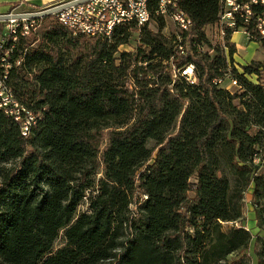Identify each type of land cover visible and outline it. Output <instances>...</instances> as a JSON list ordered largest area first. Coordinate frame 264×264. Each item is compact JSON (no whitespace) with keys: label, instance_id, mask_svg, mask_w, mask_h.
Masks as SVG:
<instances>
[{"label":"trees","instance_id":"obj_1","mask_svg":"<svg viewBox=\"0 0 264 264\" xmlns=\"http://www.w3.org/2000/svg\"><path fill=\"white\" fill-rule=\"evenodd\" d=\"M220 2L179 0L193 23L180 43L159 18L156 32L122 26L110 41L55 22L19 43L7 83L37 123L23 138L0 111V264H247L227 262L253 239L229 223L250 191L264 232V64L229 72L223 54L204 52ZM135 32L139 48L120 51ZM188 64L196 83L173 80ZM227 76L234 92L215 83ZM254 254L264 264L260 236Z\"/></svg>","mask_w":264,"mask_h":264},{"label":"built area","instance_id":"obj_2","mask_svg":"<svg viewBox=\"0 0 264 264\" xmlns=\"http://www.w3.org/2000/svg\"><path fill=\"white\" fill-rule=\"evenodd\" d=\"M76 1L82 2L52 15L73 37L110 41L119 27L133 25L139 30L148 27L151 22L156 23L157 18L174 25L179 43L181 36L191 34L193 30V23L180 9L179 0H162V10H154V0H63L54 5ZM54 5L38 10L13 8L0 14L9 17L0 21V111L20 127L23 138L28 137L29 130L36 125L37 116L18 101L7 82L10 71L20 67L23 61L21 55L12 59L14 52L19 43L35 31L39 19H16L12 16L40 12ZM141 5L150 6V13L141 14ZM259 6H264V0H221L219 20L211 29L217 30L223 41L228 32L238 30L243 32L247 40H252L253 36L264 40V13L259 15L253 11ZM124 48H120V51H126ZM179 50H182V46ZM171 74L173 80L181 78L189 84L196 83L193 64L181 69L172 68ZM215 83L228 92L238 89L236 81L229 76ZM235 224L229 223V226L235 227Z\"/></svg>","mask_w":264,"mask_h":264},{"label":"rangeland","instance_id":"obj_3","mask_svg":"<svg viewBox=\"0 0 264 264\" xmlns=\"http://www.w3.org/2000/svg\"><path fill=\"white\" fill-rule=\"evenodd\" d=\"M49 17L51 18L47 20H45L44 18L39 19L36 24L35 31L32 34H30L29 37L25 39V41L39 40L42 37V34L45 31L49 30V28L51 27V24L57 22L53 16H49ZM164 25L165 27L162 29L160 33L163 37L170 38L173 34L176 35L177 30L170 21H167L166 23H164ZM157 26L158 25L155 22H151L148 25V29H150L152 32H156ZM204 34L206 37V44H204L203 46L204 52L208 54L211 58L215 55L216 52H220L221 54H223L225 58L227 59V63L229 64L228 69H227L229 72L233 68L237 70L238 72H241L240 64L248 63L252 61V59L253 60L261 59L262 56H264V46H262L261 44H256V42L253 40H247L241 30L236 31V33L233 35V42L239 45L240 47L237 51H235L236 54L235 56H232V60H230L228 56L230 47L232 46L230 42H228V40H225V39L224 41L221 40L218 35V31L215 29L205 28ZM137 38L138 36L135 32L132 35L128 43V46H126L127 48L126 47L124 48L126 51H122V52H128V53L132 52V54H134L135 50L139 48V44H138L139 39ZM36 45H37V41H33L30 47H35ZM233 64L236 65L237 67L232 66ZM251 80L255 81V78L251 77ZM231 91L234 92L235 89H231ZM261 170H262V173H264V169H261ZM224 175L225 177L228 178L230 185L234 186L235 179L233 175H231L227 170L224 171ZM189 197L193 198V194L190 193ZM138 199H139L138 195L135 194L132 200L133 203L130 206V210L132 213H134L136 210L134 203L137 202ZM242 204H243L242 205V218L237 223V226L243 227L246 230H248L250 234L252 235L253 239L250 243L249 250L246 253L240 254V255H232L228 257L227 262L228 263L235 262L242 257L243 260H245L247 264H257V259L254 254V238L256 236H260L264 238V232H261L256 228L255 221H254L253 207H252V195L250 191H247L243 194ZM84 209L85 208L83 207L81 211H84ZM221 227H222V230L224 231L229 228L228 225H222ZM62 245H63V240L60 236L54 245V249L60 248Z\"/></svg>","mask_w":264,"mask_h":264},{"label":"crops","instance_id":"obj_4","mask_svg":"<svg viewBox=\"0 0 264 264\" xmlns=\"http://www.w3.org/2000/svg\"><path fill=\"white\" fill-rule=\"evenodd\" d=\"M61 1L63 0H0V14L9 12L13 8H19L21 10H38V9H41L47 6L57 4L58 2H61ZM206 29H211V26L207 27ZM235 33L236 32L232 33L229 36V40H228V42H230V44L232 45V48L234 49L233 56H235L236 54L235 51H237L240 47L239 45L233 42V35ZM251 62H259L261 64H264V56H262L261 59H255V60L252 59V61L248 63L240 64V67L247 66ZM233 66H236V65L233 64Z\"/></svg>","mask_w":264,"mask_h":264},{"label":"water","instance_id":"obj_5","mask_svg":"<svg viewBox=\"0 0 264 264\" xmlns=\"http://www.w3.org/2000/svg\"><path fill=\"white\" fill-rule=\"evenodd\" d=\"M80 2H82V1H76V2L69 3V4L54 5V6L50 7V8H47V9H45L43 11H40V12L24 14V15H15V16H12V17L16 18V19H21V18L33 19V20L43 19V18L52 16L53 14H55L57 12H60V11L66 9V8L72 6V5L79 4ZM8 18L9 17L6 16V15H0V21L1 20H7Z\"/></svg>","mask_w":264,"mask_h":264},{"label":"bare ground","instance_id":"obj_6","mask_svg":"<svg viewBox=\"0 0 264 264\" xmlns=\"http://www.w3.org/2000/svg\"><path fill=\"white\" fill-rule=\"evenodd\" d=\"M154 1L157 4L156 10H162V0H154ZM148 13H150V6L141 5V14H148ZM29 133H30V130H29Z\"/></svg>","mask_w":264,"mask_h":264}]
</instances>
